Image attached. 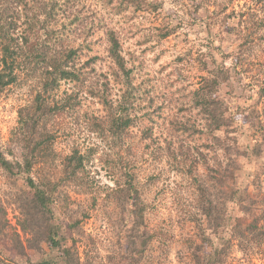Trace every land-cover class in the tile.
I'll use <instances>...</instances> for the list:
<instances>
[{
	"label": "trees",
	"instance_id": "trees-1",
	"mask_svg": "<svg viewBox=\"0 0 264 264\" xmlns=\"http://www.w3.org/2000/svg\"><path fill=\"white\" fill-rule=\"evenodd\" d=\"M84 1L0 0V98L11 87L28 98L10 146H0V264H170L177 242L178 264H232L235 251L242 264H264V0H250L247 13L236 11V0H172L188 2L190 26L202 23L207 37L195 57L183 45L176 58L197 75L187 96L198 119L171 122L166 163L184 186L182 194H167V217L146 200L142 169L125 154L149 148L143 144L153 140L152 127L141 125L137 145L129 142L136 125L132 75L120 28L98 9L150 16L165 11L168 0ZM158 28L166 39L177 25ZM98 33L110 60L106 71L94 48ZM112 84L122 87L121 99H112ZM82 96L103 114L84 108ZM67 116L103 136L101 159L113 186L89 180L95 147L83 152L70 137L59 147ZM241 118L254 130L252 147L242 146ZM246 165L255 170L251 191L238 174ZM93 215L107 220L106 233L86 232L83 223Z\"/></svg>",
	"mask_w": 264,
	"mask_h": 264
},
{
	"label": "rangeland",
	"instance_id": "rangeland-1",
	"mask_svg": "<svg viewBox=\"0 0 264 264\" xmlns=\"http://www.w3.org/2000/svg\"><path fill=\"white\" fill-rule=\"evenodd\" d=\"M86 2L94 7L93 0H85L84 3ZM187 3L185 1V4H176L172 0H168L165 11L150 16L143 12L112 15L104 8L98 9L99 15L104 14V17L107 16L109 21L120 28L122 52L132 75V92L134 93L132 115L135 116L136 125L130 130L129 142L133 146L137 145V140L142 135L141 130L143 128L141 125H151L152 127L153 140L148 139L147 143L143 144L148 145L149 148L143 146L140 150L133 152L134 155L133 153L128 155L125 153L126 150L124 153L132 157L135 164L142 169L143 182L146 183L144 192L146 200L155 205V209L159 210L162 217H167L168 207L172 205L167 194L171 192L172 197L175 193L182 194V187L184 186L181 174L176 171L173 165L166 163L169 157L164 147L167 138L170 134L172 135L171 122L179 121L192 125L198 119L187 96L189 90L197 85V75L185 63L177 64L176 58L178 53L182 51L183 45L187 50L191 48L193 57H195L197 49L204 47L207 32L202 23L195 24L193 27L190 26L189 13L186 10L188 8ZM251 5L250 0H236L234 2V8L237 12L246 11L247 13ZM164 23H169L170 26L177 25L176 34L166 39H160L161 31L158 27ZM93 40L95 51L105 57L99 64V68L106 71L110 60L106 58L103 36L98 33L93 36ZM224 49L230 51L233 49V45L226 44ZM245 81L248 79L246 78ZM234 82L238 91L237 95H241V86L235 79ZM68 87L69 83H63L62 89ZM15 88L7 89L0 98V146L4 149L10 146V132L16 126L18 108L28 101L26 91L24 93L23 90ZM227 93V88L224 87L222 94L227 95ZM110 94L114 100L121 99L122 87L112 84ZM82 100L84 101V108L98 115L103 114L102 107L97 102L85 96H82ZM239 123L243 124L242 146L252 147L255 144L254 130L244 118H241ZM63 127L66 130L60 134L59 147L66 148L70 144L68 141L66 143L69 137V139L75 140L74 143H78L82 147L83 152L86 150L85 148L95 147L97 154L87 164L91 173L89 180L101 188L113 186L114 181L101 159L102 154L108 148V145L101 138L103 136L90 134L86 131L84 122L76 117L69 118L67 116L61 125V130ZM178 136L187 144L189 141H192V144L195 143V140H189L188 135L179 133ZM190 138L192 139V137ZM254 173V167L251 165H246L243 170L238 172L242 185L250 191L253 189ZM72 195L75 200L83 198V195ZM8 213L10 223L15 225L16 213L14 209L9 208ZM107 226V220L101 219L98 215H93L83 223L88 234L102 235L106 233ZM180 249L181 244L177 242L173 248V254L170 258L172 263L170 264H178L177 251ZM239 256L240 252L235 251L232 264H242L238 260ZM256 263H261L260 258H257Z\"/></svg>",
	"mask_w": 264,
	"mask_h": 264
}]
</instances>
